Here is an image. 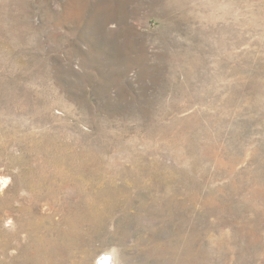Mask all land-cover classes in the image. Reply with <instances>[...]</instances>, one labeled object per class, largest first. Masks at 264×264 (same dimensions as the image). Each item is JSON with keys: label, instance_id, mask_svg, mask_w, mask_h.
<instances>
[{"label": "rangeland", "instance_id": "obj_1", "mask_svg": "<svg viewBox=\"0 0 264 264\" xmlns=\"http://www.w3.org/2000/svg\"><path fill=\"white\" fill-rule=\"evenodd\" d=\"M38 144L124 185L90 264H264V0H0L4 232Z\"/></svg>", "mask_w": 264, "mask_h": 264}, {"label": "bare ground", "instance_id": "obj_2", "mask_svg": "<svg viewBox=\"0 0 264 264\" xmlns=\"http://www.w3.org/2000/svg\"><path fill=\"white\" fill-rule=\"evenodd\" d=\"M34 150L42 152L43 160L53 165L51 170L56 168L58 174L51 178L48 173L27 165L18 175L8 204L16 226L9 232L0 229V250L5 253L15 247L18 254L9 263L0 260V264H90L87 250L94 248L96 235L101 237L107 232L115 212L126 201L124 185L103 177L101 169L97 168L102 163L100 157L94 159V167L90 160H80L70 149L63 153L54 146L50 149L38 144ZM26 160L24 156L12 157L13 164L26 163ZM99 182L103 183L97 187ZM21 186L29 192L27 197L21 196L24 190ZM4 197H0V202ZM16 201L22 202L16 204ZM100 202H103L102 208L98 205ZM44 204H49L48 208H42ZM3 212L0 207V217ZM101 240L105 242L102 237ZM110 253L114 254L113 250L99 253L95 263L114 264Z\"/></svg>", "mask_w": 264, "mask_h": 264}]
</instances>
